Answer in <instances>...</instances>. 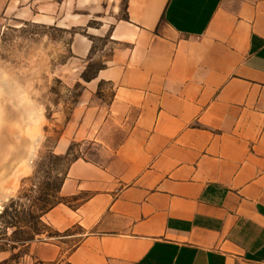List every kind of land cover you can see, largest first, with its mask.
Listing matches in <instances>:
<instances>
[{
	"label": "crops",
	"instance_id": "obj_1",
	"mask_svg": "<svg viewBox=\"0 0 264 264\" xmlns=\"http://www.w3.org/2000/svg\"><path fill=\"white\" fill-rule=\"evenodd\" d=\"M120 2L0 0V24L88 34L69 36L59 72L80 90L53 144L81 155L25 264H264V0H124L89 26ZM105 33V66L81 80Z\"/></svg>",
	"mask_w": 264,
	"mask_h": 264
},
{
	"label": "rangeland",
	"instance_id": "obj_2",
	"mask_svg": "<svg viewBox=\"0 0 264 264\" xmlns=\"http://www.w3.org/2000/svg\"><path fill=\"white\" fill-rule=\"evenodd\" d=\"M123 1L113 10L108 7L106 15L95 14L89 26L97 27L105 16L122 19ZM73 32L88 35L84 27L14 18L0 24V264H25L30 243L54 235L41 209L60 200L69 159L81 155L76 141L66 156L53 151L80 90L78 82L65 83L59 72L72 62L68 42ZM92 40L80 78L105 66L114 46L107 33Z\"/></svg>",
	"mask_w": 264,
	"mask_h": 264
},
{
	"label": "trees",
	"instance_id": "obj_3",
	"mask_svg": "<svg viewBox=\"0 0 264 264\" xmlns=\"http://www.w3.org/2000/svg\"><path fill=\"white\" fill-rule=\"evenodd\" d=\"M99 68H102V67H99ZM99 68H98V69H99ZM94 74H95V73H94ZM94 74H91V75H89V76H85L84 74H82V75H81V78H82L83 80H88L89 78L93 77ZM68 150H69V148H68ZM68 150H67V152L64 153V156L68 155ZM73 158H75V157H73ZM73 158H70V159H69V162H70ZM69 162H68V163H69ZM60 184H61V183H60ZM59 187H60V186H59ZM61 200H62V197H61L60 200L57 201V202H60ZM57 202H55V203H53V204L49 203L45 208L41 209V213H42V214L45 213L47 210H49V209H50L53 205H55ZM42 214H41V215H42Z\"/></svg>",
	"mask_w": 264,
	"mask_h": 264
}]
</instances>
